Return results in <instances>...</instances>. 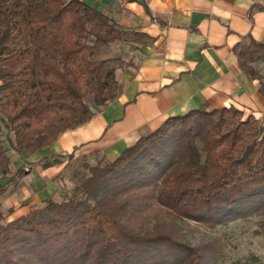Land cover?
Segmentation results:
<instances>
[{"label":"trees","instance_id":"1","mask_svg":"<svg viewBox=\"0 0 264 264\" xmlns=\"http://www.w3.org/2000/svg\"><path fill=\"white\" fill-rule=\"evenodd\" d=\"M87 1L0 0V179L10 175L0 195L25 176L23 165L12 174L9 150L31 157L117 98L112 62L120 61L96 60L100 50L150 40ZM234 52L264 98L250 65L264 44ZM82 167L70 196L0 224V264H210L214 249L200 252L163 229L137 231L134 219L155 210L214 227L264 212V126L234 107L168 118L118 156Z\"/></svg>","mask_w":264,"mask_h":264},{"label":"crops","instance_id":"2","mask_svg":"<svg viewBox=\"0 0 264 264\" xmlns=\"http://www.w3.org/2000/svg\"><path fill=\"white\" fill-rule=\"evenodd\" d=\"M150 40L116 42L96 60L117 59L118 96L87 124L41 152L118 156L166 119L205 106L264 117V98L234 49L264 44V0H88ZM24 215V214H23Z\"/></svg>","mask_w":264,"mask_h":264},{"label":"rangeland","instance_id":"3","mask_svg":"<svg viewBox=\"0 0 264 264\" xmlns=\"http://www.w3.org/2000/svg\"><path fill=\"white\" fill-rule=\"evenodd\" d=\"M250 65L264 78V58L258 57ZM260 121L264 126V117L260 118ZM72 130L74 129L70 131ZM5 148L9 149L7 144ZM8 155L12 174L23 165L25 176L7 185L0 195V224L40 208L46 200L62 201L70 196L73 187L79 184L81 174L85 173L82 170L83 163L93 166L102 158L112 159L111 155L60 154L59 156L48 151L38 152L24 159L14 155L12 150L8 151ZM45 156L58 157L59 163L44 168L42 158ZM9 177L10 175L1 178L0 185H5ZM262 223H264L263 211L207 227L196 225L194 222L172 220L165 214L150 210L134 219L132 228L137 231L163 229L184 244L200 249V252L207 248V250L214 249L210 264H264Z\"/></svg>","mask_w":264,"mask_h":264}]
</instances>
